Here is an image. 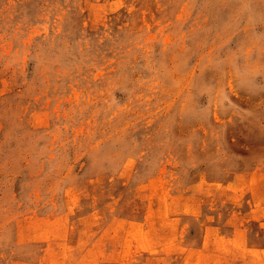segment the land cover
<instances>
[{
    "label": "rangeland",
    "instance_id": "1",
    "mask_svg": "<svg viewBox=\"0 0 264 264\" xmlns=\"http://www.w3.org/2000/svg\"><path fill=\"white\" fill-rule=\"evenodd\" d=\"M0 264H264V0H0Z\"/></svg>",
    "mask_w": 264,
    "mask_h": 264
}]
</instances>
